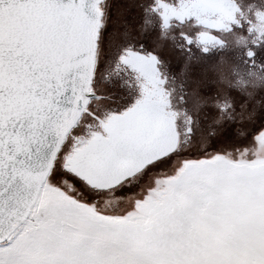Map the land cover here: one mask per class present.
Returning a JSON list of instances; mask_svg holds the SVG:
<instances>
[{
    "label": "snow or ice",
    "instance_id": "6c2138e0",
    "mask_svg": "<svg viewBox=\"0 0 264 264\" xmlns=\"http://www.w3.org/2000/svg\"><path fill=\"white\" fill-rule=\"evenodd\" d=\"M260 23L264 0H0V264H264V86L212 75L217 50L264 73Z\"/></svg>",
    "mask_w": 264,
    "mask_h": 264
},
{
    "label": "flooded vegetation",
    "instance_id": "af4514ba",
    "mask_svg": "<svg viewBox=\"0 0 264 264\" xmlns=\"http://www.w3.org/2000/svg\"><path fill=\"white\" fill-rule=\"evenodd\" d=\"M117 2H120V0H117ZM138 16V10H136L134 7L131 8L129 12V18H138ZM153 20H155V17H153ZM258 27L261 30H264V23L258 24ZM233 45L235 46V42H233ZM217 55L221 58L215 61L212 75L226 78L241 91L254 90V85L264 86V73H260L254 69L246 68L236 55L223 56L219 53V50H217ZM252 72H255L256 74L250 75ZM257 77H260V79ZM177 91H179L178 85Z\"/></svg>",
    "mask_w": 264,
    "mask_h": 264
},
{
    "label": "rangeland",
    "instance_id": "374dc122",
    "mask_svg": "<svg viewBox=\"0 0 264 264\" xmlns=\"http://www.w3.org/2000/svg\"><path fill=\"white\" fill-rule=\"evenodd\" d=\"M261 151H262V153H264V149H261ZM171 171H172V167H169V169L167 170V173H171ZM165 174H166V172L164 170H161L160 172L156 173V175H158V176H163ZM151 178L155 179V176H152ZM161 182L163 183V181H161ZM108 198H110V199L112 198L111 194H109Z\"/></svg>",
    "mask_w": 264,
    "mask_h": 264
}]
</instances>
